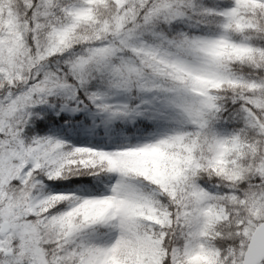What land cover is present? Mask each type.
Instances as JSON below:
<instances>
[{"label":"snow or ice","instance_id":"obj_1","mask_svg":"<svg viewBox=\"0 0 264 264\" xmlns=\"http://www.w3.org/2000/svg\"><path fill=\"white\" fill-rule=\"evenodd\" d=\"M0 264H264V0H0Z\"/></svg>","mask_w":264,"mask_h":264}]
</instances>
